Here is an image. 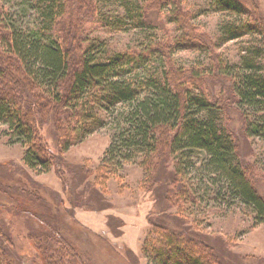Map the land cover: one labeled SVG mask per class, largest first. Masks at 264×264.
Wrapping results in <instances>:
<instances>
[{"label": "trees", "instance_id": "16d2710c", "mask_svg": "<svg viewBox=\"0 0 264 264\" xmlns=\"http://www.w3.org/2000/svg\"><path fill=\"white\" fill-rule=\"evenodd\" d=\"M186 1L156 0L162 9L173 10L174 18L181 24L194 15L191 9L185 8ZM148 2L146 5L127 2L124 19L120 15L112 19L104 17V25L128 29L130 23L132 28L146 31ZM253 3L250 9L244 6L243 0H213L215 10L242 17L240 22L225 26L228 39L264 30V17ZM35 6L33 22H24L22 17V24H14L0 0V122L7 125L12 142L25 147L24 161L29 168L35 171L55 168L62 191L69 194L64 198L50 187L47 192L40 191L43 189L35 179L30 177L29 183L24 180L15 162L11 163L13 169H5L1 174V178L16 187L13 193L8 188L9 194L18 195L11 197L15 203L10 206L12 212L7 208L11 216L25 214L39 222L40 229H35L37 223L33 222L28 230L35 250L37 247L35 259L42 264L99 263V253L85 248L84 240L75 236L79 226L72 227L75 232L64 216L76 205L100 211L111 209L113 203L108 205L97 199V193L91 188L94 184L91 170L85 172V164H69L63 152L83 140L96 126L110 124V143L96 168L94 181L106 186L125 162L142 158L140 165L145 174L142 185L154 204L146 216L153 228L143 239V251L150 261L154 264H218L219 261L236 264L241 256L240 262L245 255L233 249L235 243L218 238L219 243L193 226L186 211H170L175 206L182 208L185 200L194 203L199 198H215L216 202L227 200L245 205L253 214L254 225L264 224V163L255 160L254 165L244 164L225 120V100L210 97L202 89L175 87L167 65L159 71L153 69L154 51L135 50L110 56L104 41L87 38L83 42L81 36L77 56L72 58L68 51L72 41L65 48L64 33L62 37L58 35L60 27L63 29L62 24L68 22L70 29L74 28L76 14L97 13L95 18L100 20L97 0H36ZM189 41L187 38L178 42V48L194 47ZM154 45H157L153 48L158 58H163L162 46L158 42ZM203 45L200 43L199 47ZM250 54L243 58L244 67L226 65L221 60L215 63V69L231 80L246 133L264 139V71L250 59ZM242 106L249 108L252 118ZM165 137L175 160L170 166L163 155L167 146L162 142ZM199 151L203 152L202 159L194 161ZM195 168L207 178L202 193L186 177V172ZM88 190L91 192L85 193ZM207 193L209 197L205 198ZM19 194L38 196V206L33 209L31 204L22 203ZM65 202L71 203L72 208L65 207ZM7 203L0 191V206L6 207ZM74 221L78 223L75 217ZM106 223L109 234L121 241L124 255L130 259L131 248L123 240L124 220L117 214H108ZM81 236L86 234L81 232ZM108 243L106 253L111 249L114 257H118L119 245L110 240ZM222 247L228 251L225 248L219 251ZM113 254L106 256L113 257ZM202 254L208 257V262ZM0 264H23L17 245L6 230H0Z\"/></svg>", "mask_w": 264, "mask_h": 264}, {"label": "rangeland", "instance_id": "374dc122", "mask_svg": "<svg viewBox=\"0 0 264 264\" xmlns=\"http://www.w3.org/2000/svg\"><path fill=\"white\" fill-rule=\"evenodd\" d=\"M1 1L6 5L7 15L11 16V21L14 24H22V17H24V22L34 21L36 0ZM97 1L99 3L98 18L100 20L96 19L97 13L87 16L76 14L74 17V28L70 29L68 22L62 24L63 29L60 27L58 35L62 37L64 33L65 48L67 47L68 49L70 41H72V48L68 49L72 58L77 56V43L81 36L83 37V42L87 38L95 41H104L107 45L106 52L110 56L120 52H132L135 50H139L142 53L147 50L154 51L152 53L154 55L152 60H155V64H152L153 69L159 71L167 65L175 87H189L191 90L196 91L202 89L210 97L214 95L215 98L220 97L219 99L225 100V120L237 142L244 164L254 165L255 160L260 164L264 163V139L259 135L250 132V135L246 133L244 116L239 108V104L235 102L234 98H236V95L234 91L232 92L231 80L215 69V63L221 60H224L226 65H241L243 58L251 53L250 59L259 63L257 65L260 67V71H264V30L249 32L235 39H228V33H225V26L233 21L240 22L242 17L227 11L215 10L212 4L213 0H187L185 8L191 9L194 15L192 14L193 17L190 16L189 20L186 19L183 24L174 18L175 14L173 10L162 9L156 0H150L149 2L147 0L149 4L147 9L149 18L145 22L146 31L140 28H132L130 23L127 25L128 29H113L104 25V17L112 19L120 15L124 19L127 2L133 1L138 5H144L146 0ZM243 1L244 6H248L250 9L254 7L253 2H255L256 8L264 17V0ZM81 7L84 8L83 6ZM247 17L249 19V16ZM79 18L81 20H78ZM187 38H190L189 42L194 43L195 46L179 49L178 42L185 41ZM157 42L162 46L166 62L164 57L161 58L160 56L158 58L155 53L156 50L153 47L157 46L154 45ZM215 42H217V45H215ZM200 43L204 45L199 47ZM150 47L152 49H149ZM241 66L244 67V65ZM174 74H179V77H175ZM242 107L252 118L253 116L251 117L249 108ZM96 127L93 132L89 133L83 140H79L70 146L63 154L69 164H85L84 171L89 172L91 170V178L94 183L91 187L94 191L92 192L94 194L97 193V199L104 200L106 204L109 205V202L113 203V209L91 211L88 210L90 209L89 207H85L86 205L82 206L80 204L76 205L72 211L67 210L64 219L69 223L71 228L76 227V225L79 226L75 236L79 240H84L85 248H92L96 253H99L98 264L103 263V261H107L105 264H154L143 251V243L142 253L138 256L131 249V258L128 259L124 255L125 251L121 247V241L112 238V235L108 232V223H106L108 214H117L124 220L125 225L123 226V230L127 224L126 220L132 222V224L135 222L141 224L147 221V213L149 210L151 211L154 204L150 201V193L145 192L142 185L143 180H145V174L140 165L142 158L139 156L136 160H132V162H125L119 173L112 177L106 186H100L98 181H94V173L101 162L106 148L109 146L112 126L108 124ZM6 130L7 125L0 122V191L8 201L6 207L0 206V230L2 232L6 230L12 236L23 264H42L41 261L35 259L34 253L37 251V247L35 250V246L28 236V230L31 229L33 222L37 223L35 229H40L38 226L39 222L35 218L25 214L15 217L11 216L12 210L10 206L15 205L11 197H17L18 195L15 194L16 187L1 178V174L5 169H9L10 167L13 169L11 163L15 162L16 168L28 174L20 172L24 180L29 183L30 177L35 179L43 189L40 191L47 192V189L50 187V189L52 188L51 190L58 192L64 198L66 194H69L67 191L66 194L62 191V182L55 173V168H51L49 171H35L29 168L24 161L25 147L18 142H12ZM167 141V137L163 138L162 142L164 146L168 144ZM163 155L168 166L174 163V155L170 152L168 145L164 147ZM202 156L203 152L199 151L196 157H194V161H201L202 158L200 157ZM203 174L204 172L199 171L197 168L194 171L188 170L186 172L189 184L193 185V188L198 189L200 193H202L201 189L206 185L207 181V178ZM8 188L10 189V193H13L12 189L14 188L15 193L9 194ZM90 192L91 190H88L85 193ZM209 194L207 193L205 198H208ZM19 196L18 199L22 203L31 204V208L35 209V206H38V196L24 194H19ZM24 196L32 199L25 200ZM216 201L218 200H215V198L204 200H200L199 198L194 203L192 200H185L182 208L175 206L170 211H186V216L189 218L190 223L200 231L213 237L212 239H215L219 243L221 240L218 238L227 240L229 244L235 243L233 249L242 256L245 255L239 262L241 256L237 254L240 257L236 260V264H261L260 260L264 262V256L255 255L259 254L260 250L261 252L264 251L263 249H259V247H264V224L255 226L250 209L239 202ZM64 206L72 208L69 202H65ZM84 207L86 209H83ZM40 211L43 210L40 209ZM74 217L78 223L74 221ZM147 225L148 229L145 237L153 228L148 221ZM81 232L86 234V236L82 237ZM109 240L119 245L117 246L118 248H121L118 257H114L111 249H108L107 251L109 252L106 253L105 249L109 244ZM103 244L105 245L104 248L102 247ZM217 247L220 248V246ZM224 248L228 251L226 247H222L219 251H222ZM215 251L218 252L217 249ZM108 254H113V257L106 256ZM104 256L108 258L106 259ZM202 258L207 262L209 260L203 254ZM228 258L231 259L230 257ZM219 262L218 264H220ZM73 264L80 263L75 262ZM232 264L235 263L233 262Z\"/></svg>", "mask_w": 264, "mask_h": 264}, {"label": "crops", "instance_id": "0c3cea01", "mask_svg": "<svg viewBox=\"0 0 264 264\" xmlns=\"http://www.w3.org/2000/svg\"><path fill=\"white\" fill-rule=\"evenodd\" d=\"M126 222L127 224L124 228L123 240L126 242L128 247L131 248L139 256L142 253V243L149 224L147 225V221H144L141 224H138L136 222L132 224V222L127 220ZM259 249L264 250V247H259ZM255 255L264 256V251L261 252L260 250V253Z\"/></svg>", "mask_w": 264, "mask_h": 264}]
</instances>
